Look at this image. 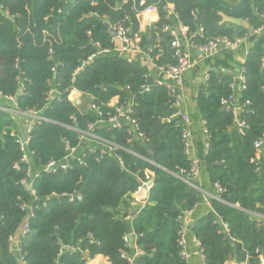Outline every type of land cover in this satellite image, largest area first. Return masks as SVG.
I'll return each mask as SVG.
<instances>
[{
	"label": "trees",
	"instance_id": "obj_1",
	"mask_svg": "<svg viewBox=\"0 0 264 264\" xmlns=\"http://www.w3.org/2000/svg\"><path fill=\"white\" fill-rule=\"evenodd\" d=\"M96 2L91 6L89 0H75L68 6L64 0H0L13 19L0 16V94L16 95L19 110H41L51 121L34 126L31 132L28 150L33 153L36 171L51 159H63L65 140L76 146L78 135L70 127L84 131L98 120L94 112L82 111L68 101L71 89L90 97L105 112L110 111L106 106L111 99L118 97L122 102L131 96L133 118L144 140L128 143L124 130H97V135L120 149L102 158L98 152L87 153L82 163L74 161L66 172L39 173L32 185L36 197L32 202L29 192L18 184L26 175V166L13 169L21 152L10 132L18 131L21 123L0 110V264H19L8 237L17 233L24 220L21 200L32 203L35 210L29 232L19 245L24 264H85L99 255L110 264H128L121 252H133L123 240L130 233L136 236L134 246L142 252L135 264H185L178 254L177 231L185 213L196 211L203 200L198 183L194 188L181 179L190 160L183 150L181 122L172 118L174 98L154 84L140 61H129L114 52L87 61L96 52L93 43H99L101 49L115 45L103 21L87 16L90 11L105 16L109 24L127 16L126 23L134 30L138 27L129 1ZM167 2L173 5L174 19L163 9L164 0H145L144 7H156L158 20L140 34L139 48L155 67L175 63L172 37L161 31L164 25L178 22L189 33L201 28L203 38L196 35L194 40L203 43L215 37L233 40L245 34L247 26L263 24L264 0ZM118 5L121 8L116 10ZM224 18L241 20L246 27ZM263 61L261 54L249 52L242 64L245 88L237 101L249 102L241 115L247 124L243 133L235 127L232 113L220 104L232 94L230 76L209 72L196 93L195 104L208 142L201 172L218 198H207L208 208L189 228L190 238L200 243L204 264H225L230 259L257 264L258 254H264V188L257 166L251 162L254 142L264 132ZM144 84L150 85L148 92H141ZM51 89L53 95L47 98ZM146 171L153 174V186L147 203L129 222L131 195ZM51 193L58 197L49 198ZM73 193H80L82 200L69 203L62 197ZM62 247L76 251L64 250L59 255Z\"/></svg>",
	"mask_w": 264,
	"mask_h": 264
},
{
	"label": "built area",
	"instance_id": "obj_2",
	"mask_svg": "<svg viewBox=\"0 0 264 264\" xmlns=\"http://www.w3.org/2000/svg\"><path fill=\"white\" fill-rule=\"evenodd\" d=\"M75 0H64L65 5H71ZM91 6H96V0H89ZM129 1L132 6V10L136 13L137 20L138 17L142 14L157 10L155 6H145V0H124V2ZM165 1L164 10L167 12V16L172 17L173 19L176 16L173 13V5ZM122 5V4H121ZM121 8L118 5L115 9L119 10ZM140 8V9H139ZM52 11V10H51ZM58 13L61 10H57ZM0 16L11 17L7 9L0 4ZM88 17L98 18L105 25H107V29H112L115 32V38H112L115 45L113 49H101L99 43H93L96 52L92 56H90L87 61H91L96 56L108 55L111 53H119L121 55L126 56L130 53H139L141 54L146 61L153 64L152 58H150L147 54H145L139 48L140 34L145 32V30L150 27L153 23H147L146 25H141L138 20L137 30H134L130 25L126 23L129 20L127 16H125L122 20L115 22L114 24H109L106 21L105 16L98 15L96 12L90 11L87 15ZM263 24L259 27H249L248 31L242 36L236 37L233 40L227 37H215L210 39H205L203 43H196L194 38L196 35L203 38V30L200 28L196 33H189L187 28L182 26L180 23H176L174 26L164 25L161 28L162 32H167L172 37L170 47L173 50V56L175 58V63L173 65H167L158 67L160 72L162 73L163 79H155L154 84L157 86H161L167 90L169 94H171L174 98L172 102V106L176 109L175 114L172 118H179L182 125V143L184 154L190 160V167L187 171H181V179L185 181L188 185L197 188L195 183H198L201 176V165L195 160L193 155L192 148V137H191V119L189 114L180 109V91L183 87L184 80L187 72L193 67V53L198 54L199 57H213L220 52L230 50L234 47L246 44L250 41V39H254L258 34L264 32V15L260 16ZM12 18V17H11ZM88 35L90 33L88 32ZM129 60V59H128ZM130 61V60H129ZM264 68V61H263ZM245 75L243 69H241L239 75L232 80L230 84V88L232 94L223 98L220 101L222 109L225 111L231 112L233 116V123L237 130L240 133H243L244 129L247 128L246 122L241 118V115L244 113L245 106L249 105L248 101L244 103H239L238 97L239 93L245 88ZM128 90V88H126ZM141 92H148L150 90L149 84H144L140 87ZM23 88L20 89L19 95H22ZM53 95V90L51 89L48 92L47 98H51ZM82 94L75 89H71L67 93V99L74 106L78 107L81 103ZM116 98V102L111 104L112 99L107 104L106 107L110 109V111H103L100 106L96 105L90 100L88 110L92 111L97 116V121L95 123H90L86 126L84 131L77 129L76 127H70L72 131L77 133V144L76 146H71L70 142L64 141V157L60 161H56L51 159L44 167L40 169V171H36L32 165V155L33 153L28 150V146L31 140V132L34 126L40 125L42 123L51 122L48 119L44 118L41 110H19L17 106V96H2L0 94V101H2L3 105L0 104V110L7 111L14 118H16L21 123V127L18 131L12 130L10 132V137H12L16 144H18L19 151L21 152V157L18 162L13 164V169L18 171L21 165L26 166V175L23 179L19 181V185L24 187L29 194L32 196V202L36 201L35 193L32 189L34 179L39 175V173H53L55 171L66 172L71 169L72 163L74 161L82 163V159L86 156L87 153H99V158H102L106 155H113L117 150L120 149L118 145L103 139L101 136L96 134L97 130H124L128 139L127 142H132L133 140L143 141L144 135L140 131L139 126L136 120L133 118L134 115V101L131 96H129L124 101L120 102L118 97ZM113 98V99H115ZM8 103L9 105H4ZM203 134L206 137L207 131L203 127ZM264 144V132L260 139L254 142L255 158L251 160L257 166L258 171V163L257 156L260 152L261 147ZM205 152L208 150V142L207 137L204 143ZM120 165H122L121 160L118 159ZM153 186V174L149 171L145 172L144 179L141 181L140 186L135 192L139 197H135L136 202L141 205L146 204V200L148 199L149 191ZM219 191H221L219 186H215ZM142 196V197H141ZM58 197L55 193H51L49 198ZM62 197H66L69 203H73L75 201H81L82 196L80 193H73L70 195H62ZM21 200L20 198H18ZM146 199V200H145ZM215 199H218L217 197ZM204 202L208 203V199L204 198ZM142 206V207H143ZM20 211L24 214V220L19 227L17 233L10 235L8 237V245L16 257L19 264H24V256L20 249V242L24 235L29 232V221L34 218L35 210L32 203L23 202L21 200V204L19 205ZM194 212V208L186 212L185 214H191ZM225 232H227V226L222 225ZM190 238V231L187 224L184 222L181 224L179 230L177 231L176 243L178 246V254L181 261L185 264H189L191 254L188 249V243ZM124 242L130 245L129 236L123 238ZM198 247V254L201 260V263L204 264V256L202 253V248L200 247V243L196 241ZM76 251L74 247H62L60 249L59 255L64 251ZM133 252L131 255H128L126 252H121V257L126 258L128 264H133V261L138 256L142 255V252L138 250L135 246L132 248ZM258 253V251H256ZM58 255V256H59ZM95 258V257H94ZM105 258V257H104ZM91 259H88L85 264H91ZM104 264H110L108 259L105 258ZM233 264H249L247 259L242 262L234 261ZM264 264V256L263 254H258V263Z\"/></svg>",
	"mask_w": 264,
	"mask_h": 264
},
{
	"label": "crops",
	"instance_id": "obj_3",
	"mask_svg": "<svg viewBox=\"0 0 264 264\" xmlns=\"http://www.w3.org/2000/svg\"><path fill=\"white\" fill-rule=\"evenodd\" d=\"M229 19L232 18H224L226 22H231ZM139 22L141 25H146L147 23H155L158 20V12L157 10L151 11L145 14H142L138 17ZM237 20V19H236ZM233 23V22H231ZM237 25H243L246 27V24L243 23L240 20V23H235ZM247 29L249 27L247 26ZM249 52H256L261 54L264 57V32H261L258 34L251 42L249 41L246 44L234 47L230 50H226L223 52H220L219 54H216L213 57L205 58V57H199L198 54H194L193 57V67L187 72L183 87L180 91V109L182 111H185L189 114V117L191 119V137H192V150L193 155L192 157L197 160L200 165L203 162L204 156H205V148L204 143L206 140V137L203 134V125L201 122V118L198 114L197 107L195 104V97L196 93L199 89V87L204 84L207 74L209 72H216L223 75H228L232 79L236 78L241 69L242 64L245 61L246 55ZM130 61L137 60L144 65L148 71V74L152 76V78L155 79H163L162 73L158 69V67H155L154 64L149 63L145 60V58L139 54V53H130L125 56ZM79 92V91H78ZM82 94V93H81ZM82 103L78 106L81 108V106L86 102L85 109L88 110V106L90 103V97H87L86 95H81ZM238 96H236L237 98ZM116 102V98L112 99L111 104ZM0 104L3 105L2 101H0ZM7 105V104H4ZM257 163H258V174L260 178V185L264 188V144L260 149V152L257 156ZM198 189L200 190L202 194V201H200L198 208L196 211H194L191 214H185L184 216V223L190 226L192 225L194 219L202 214L205 213L206 209L208 208V203L204 202V198H216L214 194V189H212L209 185V182L206 178V176L203 175L201 172L200 180L198 181ZM200 187V188H199ZM212 191V192H211ZM135 197H139V195H136V193H133L131 195L133 210L130 212L129 215V222L130 219L138 214V212L145 206L139 204L136 202ZM142 197V196H141ZM146 200V199H145ZM147 203V200H146ZM143 206V207H142ZM223 229V226H222ZM224 230V229H223ZM129 237L132 238L133 242L130 244L132 248L134 247V242L136 239V236H133L132 233L129 234ZM188 249L191 254V258L189 261V264H202L199 254H198V247L196 244V240L189 238L188 243ZM264 256V254H263ZM136 258L133 261V264H135ZM235 260L230 259L225 264H233ZM105 258L103 256H96L91 260V264H104Z\"/></svg>",
	"mask_w": 264,
	"mask_h": 264
},
{
	"label": "water",
	"instance_id": "obj_4",
	"mask_svg": "<svg viewBox=\"0 0 264 264\" xmlns=\"http://www.w3.org/2000/svg\"><path fill=\"white\" fill-rule=\"evenodd\" d=\"M7 19L9 21H13V19L11 17H7ZM229 21H231L233 23H240V20H236V19H229ZM106 27H108V26L106 25ZM109 33H110L112 38H115V32L112 29H109ZM129 242H130V244L133 242L132 238H130V237H129Z\"/></svg>",
	"mask_w": 264,
	"mask_h": 264
},
{
	"label": "rangeland",
	"instance_id": "obj_5",
	"mask_svg": "<svg viewBox=\"0 0 264 264\" xmlns=\"http://www.w3.org/2000/svg\"><path fill=\"white\" fill-rule=\"evenodd\" d=\"M86 102H84V104L81 106V110L83 111L85 108Z\"/></svg>",
	"mask_w": 264,
	"mask_h": 264
}]
</instances>
